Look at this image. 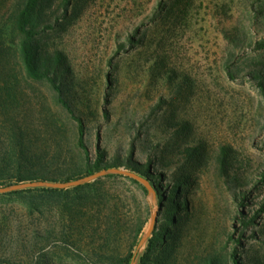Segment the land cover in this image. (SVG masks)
I'll list each match as a JSON object with an SVG mask.
<instances>
[{"label": "rangeland", "instance_id": "374dc122", "mask_svg": "<svg viewBox=\"0 0 264 264\" xmlns=\"http://www.w3.org/2000/svg\"><path fill=\"white\" fill-rule=\"evenodd\" d=\"M17 1L0 0V188L44 172L84 177L99 147L119 169L132 159L164 173L167 197L187 177L173 264H264V0H46L53 28L38 46L61 54L53 74L84 121L88 158L49 84L14 55ZM22 147L39 159L11 157ZM137 175L146 189L110 173L78 190L0 192V264H107L129 251L138 264L170 201L161 207L157 180Z\"/></svg>", "mask_w": 264, "mask_h": 264}, {"label": "trees", "instance_id": "16d2710c", "mask_svg": "<svg viewBox=\"0 0 264 264\" xmlns=\"http://www.w3.org/2000/svg\"><path fill=\"white\" fill-rule=\"evenodd\" d=\"M46 0H21L17 1L14 4V7L8 16L11 21V32L14 33L16 37H18V41L15 44L14 55L18 56V60L20 62L21 68L24 71L25 75L35 81H46L51 89L54 92L56 102L65 110V112L70 116V118L76 123V147L81 150L85 158H88V149L85 144L84 135H85V124L83 119L77 115L70 104V102L65 98L63 89L58 83L57 77L53 74L54 64L61 63V54L56 52L52 56H43L40 52V48L38 46L37 38L39 35L48 29H52L53 25L42 21L41 9L43 3ZM70 4V0H63L62 5L66 7ZM229 76H232L230 73ZM257 86L259 88L260 93L263 97L264 103V80L257 81ZM16 133H14L15 135ZM60 152L57 151L55 155H52V159L54 161H60ZM186 154H189V157L197 156V148L188 147ZM15 156V157H14ZM14 158H18L19 160L25 161V163H30V161L34 159H39L36 156H31L27 149L23 147L19 150V154L14 152V155L11 156ZM131 158V157H130ZM11 160V158H10ZM87 160V159H86ZM119 167V163H109L105 160V152L101 150V148H97L95 152L94 161L89 165L86 163L84 175H89L100 171L105 168H117ZM127 169L130 172L140 174L144 177H147L148 180H157V185H155L156 191L159 195V199L161 201V207L164 206L166 201H170L167 204L168 210V219L164 225L161 226L160 229L154 228L152 232V236L149 238L146 251L143 253L142 257L138 264H173V255L175 252V247L179 244V239L177 235H175V230L171 231V224L174 223L173 217L175 214L181 209L180 202H175V196L182 195V187L181 184L187 181V177H177V180L167 193L165 192L166 188L163 187L159 182L165 180L166 175L164 173L153 174V171L150 170V165H141L138 162L133 161L132 159H128ZM32 174H37L33 172ZM55 172L49 173L44 172L41 173L40 176L37 175H29L22 177H17V183L27 182V181H35V180H45V181H57V182H66L75 179H79L83 177V174H76L75 171H71L70 169L59 171L58 174L60 176H64V178H58L55 176ZM115 175V174H112ZM132 182L138 183L141 185L135 178L125 176ZM184 179V180H182ZM16 184V183H15ZM89 183H84L81 185L65 188V189H57V188H46V187H31L26 188L24 190H34L39 192H48V193H59L64 192L70 189L78 190L81 188H85ZM142 186V185H141ZM143 187V186H142ZM144 188V187H143ZM146 189V188H144ZM259 212H264V205L259 209ZM250 220L247 222L249 223ZM171 236L168 238V235ZM157 252L155 257L151 259L150 254L152 251ZM135 257L131 251H129L125 256H114L111 257V260L107 264H131ZM211 258L208 260V264H212V260H216L215 257L210 256ZM232 260L234 264H239L235 254H232ZM153 261V263H152Z\"/></svg>", "mask_w": 264, "mask_h": 264}, {"label": "water", "instance_id": "95a60500", "mask_svg": "<svg viewBox=\"0 0 264 264\" xmlns=\"http://www.w3.org/2000/svg\"><path fill=\"white\" fill-rule=\"evenodd\" d=\"M110 173L126 175L129 177L135 178L138 181L146 184V181L143 178H141L140 176H138L136 173H133V172H130L127 170H123V169H119V168H105V169H102V170L97 171L95 173L86 175L82 178L71 180V181H66V182L35 180V181L16 183V184L8 185L6 187H1L0 192H6V191H11V190H17V189H25V188H31V187L32 188L33 187H46V188L65 189V188L81 185L84 183H88V182L96 179L97 177H100V176H103L106 174H110ZM147 187H148V189H150L149 186H147ZM156 221H157V216L154 215L152 217V221H151V224H150L148 231L142 237L138 246L142 245L144 243V241L147 239V237L152 233L153 227H154V224ZM131 264H133V261L131 262Z\"/></svg>", "mask_w": 264, "mask_h": 264}]
</instances>
